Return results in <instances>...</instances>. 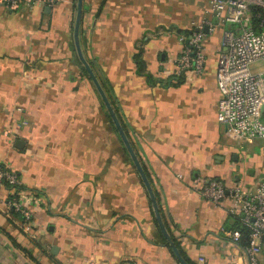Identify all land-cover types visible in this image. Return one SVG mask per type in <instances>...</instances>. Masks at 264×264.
Returning a JSON list of instances; mask_svg holds the SVG:
<instances>
[{
	"label": "crops",
	"instance_id": "obj_1",
	"mask_svg": "<svg viewBox=\"0 0 264 264\" xmlns=\"http://www.w3.org/2000/svg\"><path fill=\"white\" fill-rule=\"evenodd\" d=\"M77 2H0V161L20 174L36 231L23 230L0 184V264H183L78 55ZM210 3L83 0L80 39L182 255L231 264L234 201L215 203L200 187L264 179V138L241 139L218 119L225 25L203 39V70L178 74L192 21L212 17Z\"/></svg>",
	"mask_w": 264,
	"mask_h": 264
},
{
	"label": "built area",
	"instance_id": "obj_2",
	"mask_svg": "<svg viewBox=\"0 0 264 264\" xmlns=\"http://www.w3.org/2000/svg\"><path fill=\"white\" fill-rule=\"evenodd\" d=\"M58 1L0 0L13 9L24 2L52 6ZM208 11L212 17L192 21V32L178 57V74L190 68L197 72L203 70L206 61L203 39L217 26L225 25L216 71L221 92L218 119L241 139L253 141L264 138V0H211ZM256 61L262 63V69H252ZM22 183L20 174L0 161V184H5L11 195L9 209L21 212L23 230L35 237L34 210L25 203L22 192L19 196L14 195L15 185ZM200 193L215 203L231 196L234 201L232 212L248 232L249 241L243 246L242 230L228 229L237 248V252L231 254V264H261L259 254L264 252V179L253 185L242 178L228 187L224 179L211 177L200 187ZM200 260L205 258L200 257ZM84 264L101 263L90 257Z\"/></svg>",
	"mask_w": 264,
	"mask_h": 264
},
{
	"label": "water",
	"instance_id": "obj_3",
	"mask_svg": "<svg viewBox=\"0 0 264 264\" xmlns=\"http://www.w3.org/2000/svg\"><path fill=\"white\" fill-rule=\"evenodd\" d=\"M82 10H83V0H78L77 2V13H76V20H75V30H74V38H75V43H76V48H77V52L78 55L80 57V59L82 60V62L84 63L85 67L87 68L90 76L92 77L98 91L100 92L102 98L104 99V102L116 124V126L118 127V130L125 142V145L127 147V149L129 150L133 161L135 162L145 184L147 185V188L149 190L150 196L152 198L153 201V205L155 208V212H156V216L159 222V225L161 227L162 232L164 233V235L166 236V238L168 239V242L172 245L173 250L175 251V253L178 255V257L180 258V260L182 261L183 264H191L187 259H185V257L182 255L179 247L177 246V244L175 243V239L174 237L171 235V233L169 232V230L167 229L164 219L162 217L161 211H160V207H159V203H158V199L156 197L155 191L153 189V186L150 182V179L138 157V154L126 132V130L124 129V126L122 124V121L118 115V113L116 112L114 106L112 105V102L108 96V94L106 93L102 83L100 82L98 76L96 75L95 71L93 70L90 62L88 61V59L86 58L83 48H82V44H81V39H80V25H81V19H82ZM206 30H208V28H206ZM192 32V31H190ZM190 37V36H189Z\"/></svg>",
	"mask_w": 264,
	"mask_h": 264
},
{
	"label": "trees",
	"instance_id": "obj_4",
	"mask_svg": "<svg viewBox=\"0 0 264 264\" xmlns=\"http://www.w3.org/2000/svg\"><path fill=\"white\" fill-rule=\"evenodd\" d=\"M7 184H8V182H7ZM15 187H16V193L14 195L15 196H19V192L23 188V183L22 184H17V185H15ZM11 211L14 213L15 216H18L20 219L22 218V215H21V212L20 211L15 210L14 208L11 209ZM236 228H240L242 230V232H243V239H242L241 244L243 246H245L248 243V241H249V237L247 235L248 232H247L246 228H243V226L241 225L240 220H239V218L237 216H235L234 223L230 227V229H236Z\"/></svg>",
	"mask_w": 264,
	"mask_h": 264
},
{
	"label": "rangeland",
	"instance_id": "obj_5",
	"mask_svg": "<svg viewBox=\"0 0 264 264\" xmlns=\"http://www.w3.org/2000/svg\"><path fill=\"white\" fill-rule=\"evenodd\" d=\"M252 69L253 70L262 69V63L260 61H256L255 63L252 64ZM259 139H261V138H259ZM261 140H264V139H261ZM259 257H260V263L264 264V258H263L264 257V252L260 253Z\"/></svg>",
	"mask_w": 264,
	"mask_h": 264
}]
</instances>
